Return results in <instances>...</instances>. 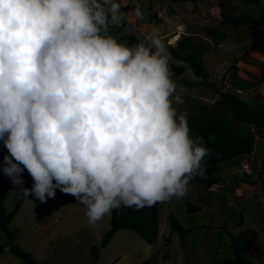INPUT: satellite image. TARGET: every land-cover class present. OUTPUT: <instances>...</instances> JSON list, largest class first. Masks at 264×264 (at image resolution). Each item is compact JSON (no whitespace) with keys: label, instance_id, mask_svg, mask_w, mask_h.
Segmentation results:
<instances>
[{"label":"clouds","instance_id":"1","mask_svg":"<svg viewBox=\"0 0 264 264\" xmlns=\"http://www.w3.org/2000/svg\"><path fill=\"white\" fill-rule=\"evenodd\" d=\"M125 18L119 0H0L2 171L42 203L72 195L90 226L184 198L211 151L177 110L166 44L154 32L117 40Z\"/></svg>","mask_w":264,"mask_h":264},{"label":"rangeland","instance_id":"2","mask_svg":"<svg viewBox=\"0 0 264 264\" xmlns=\"http://www.w3.org/2000/svg\"><path fill=\"white\" fill-rule=\"evenodd\" d=\"M221 1L136 0L143 11V18L137 19L133 14L134 0H119L126 18L113 30V35L121 42L126 43L128 36L143 38L146 33L154 32L169 50L182 35L210 40L205 31L208 26L218 27L226 36L219 44L212 42L204 55V66L215 86L204 85L188 69L181 76L187 83L179 84L183 86L182 102L176 107L188 119L205 108L227 127L226 131L249 142L250 152L217 164L219 170L215 176H224V181L204 189L191 180L184 198L159 203V237L154 244L146 243L133 231H120L102 250L98 264H236L234 245L227 230L247 240L251 264H264V131L238 121L220 103L216 91V88L221 92L231 91L264 111V25L244 28L239 33L230 26L221 27ZM234 2L237 14L258 16L264 12V0L258 4L245 0ZM6 154L7 149L0 142V192L6 198L9 212L19 207L10 224L12 231H19L18 244L44 264H91L90 248L99 245L110 229L112 213L90 226L86 208L70 194L57 189L55 198L44 203L34 195L24 196L2 171ZM210 165L212 160L206 156L202 167ZM236 175L249 182H235ZM23 180L24 187L30 189L33 180L27 170ZM189 203L202 211L190 214ZM169 216L190 227L185 245L179 234L171 230ZM1 244L12 243L0 229ZM7 257L5 264H21L9 251Z\"/></svg>","mask_w":264,"mask_h":264},{"label":"trees","instance_id":"3","mask_svg":"<svg viewBox=\"0 0 264 264\" xmlns=\"http://www.w3.org/2000/svg\"><path fill=\"white\" fill-rule=\"evenodd\" d=\"M245 1L252 4L259 3V0ZM220 9L222 18L220 26H230L235 33H239L244 28L255 29L264 25V12L258 16L248 13L237 14V4L234 0H222ZM205 31L207 33L206 37H209L210 40L198 36L182 35L176 45L169 46V51L176 60V63L172 64L171 68L173 78L178 84L187 83L181 79V76L188 69H191L194 77L200 79L204 85L215 86V83L210 81L209 72L204 66V55L212 42L219 44L226 40V36L218 30V27L208 26L205 28ZM141 39L133 35L126 37L125 40L128 45H134ZM262 80L264 82V71H262ZM216 91L220 94V103L224 104L235 115L238 121L264 131V111L261 108H257L252 103L242 100L238 94L231 91L221 92L217 88ZM188 121L194 136H202L206 141V146L211 150L208 156L212 160V165L203 167V176H196L192 179L200 187L208 189L225 180V177L222 175L215 176L219 170L217 164L241 154H249L250 144L234 132L230 130L226 131L227 127L211 116L205 108H202L200 112L190 117ZM209 137H212V139H209ZM233 142L239 149L234 146ZM233 180L235 182H249L248 179H244L240 175H236ZM160 209L161 205L157 203L151 207L141 209L121 207L120 209L113 210L111 212L110 229L104 233L99 245H92L90 248L92 255L91 264H98L102 250L107 247L115 234L120 230L133 231L146 243L154 244L159 237L158 215ZM187 209L190 214L202 211L200 207L192 203L188 204ZM18 210L19 207L9 212L6 207V198L0 192V229L5 234L7 241L12 243L8 246L9 253L18 258L21 264H44L36 260L30 252L18 244L20 238L19 231L16 229L12 231L10 229L11 221L17 215ZM168 223L171 230L179 234L180 240L185 245L191 230L190 227L184 226L174 216H169ZM226 232L234 245L236 264H251L247 240L233 235L228 230ZM3 248L4 246H0V252L3 251Z\"/></svg>","mask_w":264,"mask_h":264},{"label":"crops","instance_id":"4","mask_svg":"<svg viewBox=\"0 0 264 264\" xmlns=\"http://www.w3.org/2000/svg\"><path fill=\"white\" fill-rule=\"evenodd\" d=\"M120 231H124V230H120ZM120 231H118V232H120ZM117 232V233H118ZM117 233H116V235H117ZM114 238V237H113ZM112 238V239H113ZM112 242V240L110 241V243ZM109 243V244H110ZM109 244H108V246H109ZM2 246H3V244H1ZM0 245V246H1ZM8 245H6V246H4V248H3V251L2 252H0V264H5L6 263V261L8 260ZM119 260L121 261V258H119ZM116 262H118V260L116 261Z\"/></svg>","mask_w":264,"mask_h":264}]
</instances>
